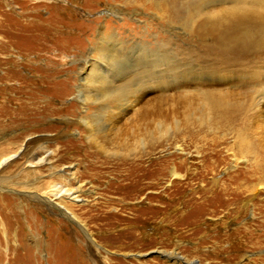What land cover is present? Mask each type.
Returning <instances> with one entry per match:
<instances>
[{"label": "rangeland", "instance_id": "374dc122", "mask_svg": "<svg viewBox=\"0 0 264 264\" xmlns=\"http://www.w3.org/2000/svg\"><path fill=\"white\" fill-rule=\"evenodd\" d=\"M163 6L0 0V158L21 147L0 168V264H264V45L236 62L204 39L201 21L229 3L202 9L188 35L157 18ZM45 20L58 37L42 40ZM102 27L187 61L192 76L167 87L144 78L122 110L83 113L73 92L42 112L47 95L27 91L50 75L76 85L85 61L98 63ZM54 184L81 201L54 200ZM33 193L66 206L84 232ZM174 252L182 261L160 257Z\"/></svg>", "mask_w": 264, "mask_h": 264}, {"label": "bare ground", "instance_id": "6f19581e", "mask_svg": "<svg viewBox=\"0 0 264 264\" xmlns=\"http://www.w3.org/2000/svg\"><path fill=\"white\" fill-rule=\"evenodd\" d=\"M192 1L181 0L179 3V0H163V8L156 10L161 11L162 15L157 14V18L161 19L165 16L168 20L167 25L169 27L174 25V27H171L172 30L178 29L181 30L183 35H188L191 24L193 25V18L194 21L198 19L194 16H201L202 13L200 11L202 9L216 3H229L230 8L224 10L221 7L222 9L217 12L216 17L212 18L211 14H207L201 21L198 29L204 35V39H208V41L211 39L218 48L230 47L229 50L232 52L227 56L235 59L236 62L245 61L242 58L257 50L259 45H264V0H201L196 4L197 7L192 6ZM49 21L51 20L49 19ZM56 24H58L56 21L53 24H49L46 20L40 23L39 27L43 29H40L38 34H41L42 40L45 36H51L52 38L58 37L59 33L52 28ZM123 25L125 26L126 24L124 23ZM112 28L106 32V29L103 31L104 28L102 27L98 34L95 32V40L101 45V48L94 51L99 55L98 63L85 61L83 67L81 66L80 68V77L76 81V85L73 86L71 80H67V78L59 82H54L55 78L50 75L53 81L49 77L46 80V77L40 78V80H37L39 81L37 82L38 84H34V88L29 89V92L27 91L28 95H36L33 98L34 100L47 95L46 109L42 112L53 105L54 98L57 97L60 101L64 96H68L73 92L74 99L80 103L83 113L87 112L88 108L93 109L95 106L98 107L97 110L101 111L113 108L122 110L133 103L129 102V99L136 98V93L140 91L144 78L149 81L161 79L167 87L175 84L177 81H181V84H184L186 83V79L192 76L190 69L192 66L187 61H176V56L172 54L166 55L164 53V55H160L158 49L157 51L155 50L156 46H154V49L150 48L151 44L149 42L145 43V41L143 42L141 39H137L133 33H131L133 42L120 41L118 39L119 35ZM164 62H171V64L167 65ZM174 69H176L175 72ZM72 86L75 87L73 91ZM13 91L15 90L13 89ZM25 105L28 106L27 104ZM20 111L22 110L20 109ZM101 116L105 120L100 118V116H95L96 123L89 124L91 126L89 129H92V133H98L99 128L105 127L109 114L104 113ZM19 118L18 116V121L14 120L16 125L21 123ZM97 118L101 122V127H97V125L100 126ZM82 123L88 126L86 120H83ZM20 148L16 152L2 156L0 158V168L16 158ZM43 160L44 158L37 159L32 165H37L43 162ZM66 176L69 178V181L74 180L71 172L67 173ZM50 193L54 197V200H60V202L65 199L75 203L81 201L78 199V191L75 192L59 184L52 185ZM33 196L60 213L70 223L76 224L84 232L76 216L66 206L58 202L53 203L54 200L47 198L45 194L38 195L37 193H33ZM160 255L167 259L173 258L179 261L183 259L175 252Z\"/></svg>", "mask_w": 264, "mask_h": 264}, {"label": "water", "instance_id": "95a60500", "mask_svg": "<svg viewBox=\"0 0 264 264\" xmlns=\"http://www.w3.org/2000/svg\"><path fill=\"white\" fill-rule=\"evenodd\" d=\"M152 253H150V254H148V255H151ZM148 255H144V256H137V255H135V256H133V257H135V258H143V257H146V256H148ZM160 257L161 258H164V256H162V255H160ZM169 260H171V259H169Z\"/></svg>", "mask_w": 264, "mask_h": 264}]
</instances>
